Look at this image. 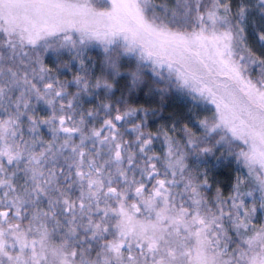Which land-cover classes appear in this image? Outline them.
Wrapping results in <instances>:
<instances>
[{"label":"snow or ice","instance_id":"snow-or-ice-1","mask_svg":"<svg viewBox=\"0 0 264 264\" xmlns=\"http://www.w3.org/2000/svg\"><path fill=\"white\" fill-rule=\"evenodd\" d=\"M0 264H264V0H0Z\"/></svg>","mask_w":264,"mask_h":264}]
</instances>
